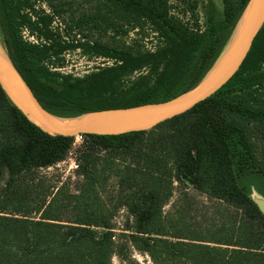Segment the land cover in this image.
<instances>
[{
	"label": "trees",
	"instance_id": "trees-1",
	"mask_svg": "<svg viewBox=\"0 0 264 264\" xmlns=\"http://www.w3.org/2000/svg\"><path fill=\"white\" fill-rule=\"evenodd\" d=\"M45 0H0V44L50 114L161 103L196 87L229 41L248 0H105L134 27L147 25L153 50L68 41ZM51 7V6H50ZM26 36V37H25ZM108 59L83 76L56 71L64 54ZM50 136L0 87V264H264V23L233 76L213 95L155 127L119 135ZM74 151L71 178L40 170ZM226 205L205 233L166 215L173 185ZM110 188V189H109ZM124 208L121 225L115 215Z\"/></svg>",
	"mask_w": 264,
	"mask_h": 264
},
{
	"label": "rangeland",
	"instance_id": "rangeland-1",
	"mask_svg": "<svg viewBox=\"0 0 264 264\" xmlns=\"http://www.w3.org/2000/svg\"><path fill=\"white\" fill-rule=\"evenodd\" d=\"M198 11L204 20L208 0H197ZM220 11V0H213ZM51 6V7H50ZM42 8L46 12L59 11L54 16L53 26L58 27L60 32L68 41L101 42L110 47L125 48L131 51L153 50L157 44L155 35L148 29L147 25L142 28L134 27L131 19H122L115 11H109L105 0H45ZM26 37V36H25ZM108 59L83 54L80 49L69 50L64 54V62L56 71L62 74L83 76L98 66L110 65ZM82 143L80 135L75 136L73 147ZM74 151L67 158L59 162L55 167L40 170L41 175L51 183L65 181L71 178L72 186L77 177L74 174ZM7 171L2 168L0 173V190L7 180ZM110 189V188H109ZM254 201H264V198L253 190ZM226 205L207 197L185 184L173 185V193L169 202L163 207V212L179 220L185 228L196 229L204 232L212 228L217 218L226 213ZM118 225L125 220L127 213L124 208L115 215ZM133 257L141 264H151L147 256H141L136 252ZM113 264H122L116 257L112 259Z\"/></svg>",
	"mask_w": 264,
	"mask_h": 264
},
{
	"label": "water",
	"instance_id": "water-1",
	"mask_svg": "<svg viewBox=\"0 0 264 264\" xmlns=\"http://www.w3.org/2000/svg\"><path fill=\"white\" fill-rule=\"evenodd\" d=\"M263 23L264 0H248L223 52L201 82L193 89L161 103L88 112L72 118L54 116L38 103L1 44L0 87L31 123L50 136L119 135L149 130L190 110L220 89L239 68ZM254 202L264 215V201Z\"/></svg>",
	"mask_w": 264,
	"mask_h": 264
},
{
	"label": "built area",
	"instance_id": "built-area-1",
	"mask_svg": "<svg viewBox=\"0 0 264 264\" xmlns=\"http://www.w3.org/2000/svg\"><path fill=\"white\" fill-rule=\"evenodd\" d=\"M74 168H77V165L76 164H74Z\"/></svg>",
	"mask_w": 264,
	"mask_h": 264
},
{
	"label": "bare ground",
	"instance_id": "bare-ground-1",
	"mask_svg": "<svg viewBox=\"0 0 264 264\" xmlns=\"http://www.w3.org/2000/svg\"><path fill=\"white\" fill-rule=\"evenodd\" d=\"M261 202H263L262 200H260Z\"/></svg>",
	"mask_w": 264,
	"mask_h": 264
}]
</instances>
